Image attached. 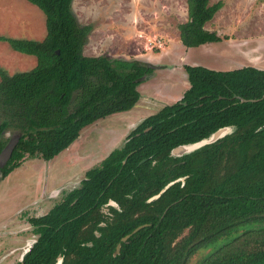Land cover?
Masks as SVG:
<instances>
[{"label":"trees","instance_id":"obj_1","mask_svg":"<svg viewBox=\"0 0 264 264\" xmlns=\"http://www.w3.org/2000/svg\"><path fill=\"white\" fill-rule=\"evenodd\" d=\"M26 1L44 13L46 37L0 35L37 59L13 75L0 68V153L8 131L21 135L3 179L26 156L50 161L87 126L132 110L140 79L154 72L141 61L86 56L93 26L78 23L73 0ZM223 5L187 0L188 21L178 26L184 46L223 40L206 29ZM184 68L189 88L180 100L148 116L47 214L29 219L37 238L18 264H188L210 247L196 264H264V70ZM224 127L234 130L172 154Z\"/></svg>","mask_w":264,"mask_h":264},{"label":"rangeland","instance_id":"obj_2","mask_svg":"<svg viewBox=\"0 0 264 264\" xmlns=\"http://www.w3.org/2000/svg\"><path fill=\"white\" fill-rule=\"evenodd\" d=\"M220 1L224 5L206 29L223 40L187 48L178 28L188 21L187 0H73L78 23L93 26L86 56L141 61L154 72L137 88L139 106L87 126L51 161L28 159L5 180L0 172V264H18L35 239L28 217L48 212L143 120L182 98L189 88L186 65L216 71L245 66L264 70V0L211 3ZM0 35L43 41L46 17L26 0H0ZM36 64V57L0 42V68L9 74L32 70ZM212 249L196 252L188 264H196Z\"/></svg>","mask_w":264,"mask_h":264},{"label":"water","instance_id":"obj_3","mask_svg":"<svg viewBox=\"0 0 264 264\" xmlns=\"http://www.w3.org/2000/svg\"><path fill=\"white\" fill-rule=\"evenodd\" d=\"M60 52L58 51V54ZM147 79L146 76H144L143 78L140 79V81H145ZM233 128L232 127H224L219 129L218 131H216L215 133H213L209 138L201 140L197 143L194 144H190V145H182L179 146L177 148H175L172 151V154L174 156L177 157H181L183 155L189 154L191 152H194L202 147H204L205 145L208 144H212L215 143L216 141H218L219 139L225 137L226 135L230 134L233 132ZM20 140V134L15 135V137L13 139H11L10 143L4 148V150L1 152L0 154V166L4 167L8 161L10 160V158L12 157V154L16 148V146L18 145ZM143 228V226L138 227L137 229H135L131 234L127 235L126 237L123 238V242H126L133 234L137 233L139 230H141ZM196 243L192 244L190 248H192L193 246H195ZM121 248V244L118 246L117 248V253H119ZM57 264H62V259L58 261Z\"/></svg>","mask_w":264,"mask_h":264},{"label":"flooded vegetation","instance_id":"obj_4","mask_svg":"<svg viewBox=\"0 0 264 264\" xmlns=\"http://www.w3.org/2000/svg\"><path fill=\"white\" fill-rule=\"evenodd\" d=\"M8 132L11 133V130L8 131ZM8 132H7V133H8ZM7 133H6V134H7ZM6 134H5V137H6ZM17 134L19 135L20 133L14 131V132L10 135V137H6V138H8V142H7V144L5 145V147L10 143L11 139H13V138L15 137V135H17ZM20 137H21V135H20ZM19 141H20V140H19ZM5 147H4V148H5ZM16 147H17V146H16ZM3 150H4V149H3ZM3 150H2V151H3ZM2 151H1V152H2ZM0 154H1V153H0ZM12 155H13V154H12ZM10 159H11V158H10ZM28 159H38V160H42V158H29L28 156H26V157L24 158V162L22 163V165H23V164L26 162V160H28ZM52 160H53V159H52ZM50 161H51V160H50ZM8 162H9V161H8ZM7 164H8V163H7ZM7 164H6V165H7ZM6 165H5V166H6ZM22 165H21V166H22ZM5 166H4V167H5ZM21 166H20V167H21ZM4 167H1V166H0V169H2V168H4ZM20 167H19V168H20ZM17 169H18V168H17ZM15 170H16V169H15ZM15 170H14V171H15ZM14 171H13V172H14ZM0 172H1V170H0ZM13 172H12V173H13ZM10 174H11V173H10ZM10 174H9V175H10ZM9 175H8V176H9ZM8 176H7V177H8ZM1 177H2V173H1ZM1 177H0V178H1ZM7 177H6V178H7ZM6 178L3 179V177H2V180H5ZM111 204H112V203H111ZM111 204L109 203L108 205H105V207H104V209H103V211H104L105 213H108V206L111 205ZM112 205H115V204H112ZM51 209H52V208H51ZM51 209H50V210H51ZM50 210H49V211H50ZM49 211H48V212H49ZM48 212H46L45 214H47ZM45 214H42V215H40V216H43V215H45ZM40 216H32V217H40ZM32 217H31V216L28 217V219H27V222H28V223H29V219L32 218ZM29 224H30V223H29ZM30 226H31V224H30ZM31 227H32V233H33V226H31ZM33 234H34V233H33ZM34 236H35V235H34ZM36 238H37V237L35 236V239L33 240L32 244H29V247L26 249V251H25V253L23 254V256H22V258H21L20 261H22L24 255H25L26 253H28V252L31 250L33 244L36 242Z\"/></svg>","mask_w":264,"mask_h":264},{"label":"crops","instance_id":"obj_5","mask_svg":"<svg viewBox=\"0 0 264 264\" xmlns=\"http://www.w3.org/2000/svg\"><path fill=\"white\" fill-rule=\"evenodd\" d=\"M136 106H139V103H138ZM136 106H135V107H136ZM135 107H134V108H135ZM134 108H133V109H134ZM130 111H131V110H130ZM128 112H129V111H128Z\"/></svg>","mask_w":264,"mask_h":264}]
</instances>
